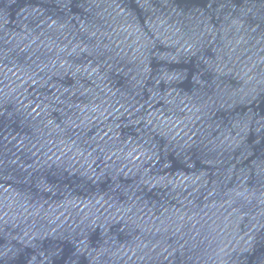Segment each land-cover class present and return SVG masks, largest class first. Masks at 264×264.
Segmentation results:
<instances>
[{
	"label": "water",
	"instance_id": "obj_1",
	"mask_svg": "<svg viewBox=\"0 0 264 264\" xmlns=\"http://www.w3.org/2000/svg\"><path fill=\"white\" fill-rule=\"evenodd\" d=\"M0 264H264V0H0Z\"/></svg>",
	"mask_w": 264,
	"mask_h": 264
}]
</instances>
